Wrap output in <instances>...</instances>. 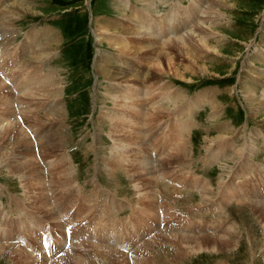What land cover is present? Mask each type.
<instances>
[{"label":"rangeland","instance_id":"rangeland-1","mask_svg":"<svg viewBox=\"0 0 264 264\" xmlns=\"http://www.w3.org/2000/svg\"><path fill=\"white\" fill-rule=\"evenodd\" d=\"M13 1L0 0V80L6 86L0 87V119L19 113L50 205L64 196L62 204L69 206L58 218L67 220L74 252L62 246L51 255L67 254L62 264H124L123 257L127 264H264V215L254 204L264 203V0H25L28 11L7 6ZM207 4L216 7L199 38L213 50L190 42L188 53L171 50V70L164 60L161 70L151 65L145 49L196 26ZM33 52L44 57L28 59ZM210 85L216 89L205 88ZM200 93L205 98L193 103ZM13 133L0 137V264H30L25 260L42 246L40 230L53 242L61 232L49 218L22 208L36 212L38 188L28 187V170L19 169L26 151ZM154 153L162 154L168 178L155 169L148 215L139 160L151 157L155 167ZM176 180L174 190L181 193L175 195L169 187ZM185 181L196 186L184 187ZM154 210L159 217L153 218ZM147 224L173 236L159 240ZM93 231L108 232L94 242L117 248L99 253L103 261L90 249L86 233ZM17 234L26 237V246L15 241ZM79 242H88V249ZM140 246L144 254L135 252ZM117 250L125 254L118 260Z\"/></svg>","mask_w":264,"mask_h":264},{"label":"bare ground","instance_id":"bare-ground-1","mask_svg":"<svg viewBox=\"0 0 264 264\" xmlns=\"http://www.w3.org/2000/svg\"><path fill=\"white\" fill-rule=\"evenodd\" d=\"M24 1L25 0H16V1H13V2H9L8 4H7V6H9L10 8H14V9H17V10H19V11H22V10H25V11H28V9L30 8V7H28L27 5H26V3H24ZM148 1H150V2H152L153 0H148ZM218 1H222V0H218ZM203 3V2H202ZM28 4V3H27ZM6 6V7H7ZM207 6H208V10L206 11V13H203V15H202V18H200V22L199 23H197V25L196 26H194L193 28H191L190 30H186V31H184V32H181V33H179V34H174V33H171V34H168L165 38H164V40L161 42V47L163 46V48L164 49H166L165 51L163 50V48L161 49V47H159L158 49L156 48V47H153V48H151V47H149V48H146L145 50L147 51L146 52V55H145V58L148 60V61H150V64L151 65H156L157 67H159V69L161 70V68H162V65L160 66V60H164L165 61V65H166V67L167 68H169L170 70H171V68H173L172 67V63H171V60H172V52H171V50L173 49V48H179V50L181 51V52H187L188 51V44L190 43V42H194V43H197V45H199L200 47H203L204 48V50L205 51H207V50H209V51H211V50H213V49H211V48H209V46H208V43H206L205 41H203L204 39H200L199 37H200V35L201 34H203L204 32H205V30H207V29H209L210 28V24H212V21H210V24H208V23H206L208 20H206L208 17H209V15H210V11L211 10H213L215 7H216V5L215 6H211V4H207ZM212 7H214V8H212ZM157 9V8H156ZM31 10V9H30ZM209 19V18H208ZM211 20V19H210ZM1 21H2V18H1ZM213 22H214V20H213ZM155 23V22H154ZM170 25H171V22H170ZM99 26V25H98ZM104 26H106V25H104ZM171 27V26H170ZM1 28V27H0ZM172 29H173V27H172ZM174 29H177V27L176 28H174ZM203 29V30H202ZM143 31H146V30H143ZM104 32V31H103ZM103 32H101L100 31V33H101V35L102 34H104ZM199 35V36H198ZM212 35V34H211ZM99 37H101V36H99ZM98 37V38H99ZM204 37H206V36H204ZM207 38V37H206ZM4 39V38H3ZM13 40V39H12ZM100 40V39H99ZM39 48V47H38ZM26 49V46H23V50H25ZM42 49V48H41ZM161 49V50H160ZM10 50V49H9ZM12 50V49H11ZM5 51H7V50H5ZM13 52V51H12ZM29 52V51H28ZM36 52H38V51H35V53ZM214 52V51H213ZM10 53V52H9ZM34 53V52H33ZM34 53V55L35 56H26L28 59H30V58H34L35 57V59H34V61H36V62H38V61H40L43 57H44V55L40 52V53H38V54H35ZM46 53V52H45ZM188 53V52H187ZM10 54H12V53H10ZM9 55V54H8ZM3 58V57H2ZM25 59V58H24ZM23 59V60H24ZM98 61H99V59H98ZM31 62V61H30ZM20 63V62H19ZM24 64V63H23ZM3 65V64H2ZM5 65V64H4ZM18 65V64H17ZM20 65H21V63H20ZM20 65H19V67H20ZM159 65V66H158ZM8 66H10V65H8ZM5 68V67H4ZM156 68V67H155ZM5 69H7V68H5ZM18 69V68H17ZM209 69V68H208ZM166 70V69H165ZM7 71V70H6ZM11 71V70H10ZM9 71V72H10ZM20 73V72H19ZM9 74V73H8ZM13 74V73H12ZM10 76H12L11 74H9ZM148 75V74H147ZM146 75V76H147ZM149 77H150V75H149ZM29 78V77H28ZM24 79V78H23ZM136 79V78H135ZM31 80V79H30ZM144 81V80H143ZM142 81V82H143ZM28 82V81H27ZM141 82V83H142ZM147 83H148V80H147ZM150 83V82H149ZM152 83V82H151ZM154 83V82H153ZM19 83H17L16 85H18ZM21 85V84H20ZM149 85V84H148ZM3 86H5V84L3 83V81H1L0 80V87H3ZM152 86V85H151ZM6 87V86H5ZM18 87V86H17ZM23 86H19L18 88H22ZM24 88V87H23ZM154 88H156L155 86H154ZM4 89V88H3ZM243 89V88H242ZM11 91V90H10ZM244 91V93L245 94H247V89L245 90H243ZM242 91V92H243ZM133 92H134V90H133ZM27 93H29V92H26L25 94H27ZM145 93H146V91H145ZM151 93V92H150ZM24 94V93H23ZM147 94L148 93H146L145 95L147 96ZM154 94V93H153ZM150 95H152V93L150 94ZM117 96V95H116ZM246 96V95H245ZM148 97V96H147ZM118 98V97H117ZM137 98V97H136ZM205 97H203L202 95H201V93H200V95H198V96H196V98L194 99V101H193V103H196V102H198V101H201L202 102V100L204 99ZM248 98V97H247ZM246 98V99H247ZM138 99V98H137ZM7 100V99H6ZM169 100V99H168ZM252 99L250 98V102H249V105L251 106V107H255V105H253L252 104V101H251ZM142 101V100H141ZM138 102V101H137ZM151 102V101H150ZM144 103V102H143ZM176 104V103H175ZM12 107V106H11ZM255 109V111H258V109L257 108H254ZM13 110H14V106H13ZM162 110V109H161ZM11 111H12V108H11ZM14 111H16V109L14 110ZM17 112V111H16ZM135 112V111H134ZM133 112V113H134ZM157 112V111H156ZM154 113H155V110H154ZM158 113H160L159 111H158ZM255 113V112H254ZM19 113H17V115H18ZM212 114H213V112H212ZM16 115V117L14 116V117H9L8 119H0V137H1V135L3 134V135H5V134H7V135H11V133H13V131L14 130H16L17 131V136H15L16 137V139H17V144L18 143H23V147H21V148H23V150L24 151H26V153H24V154H22V157H21V159L22 160H20L19 162H21V164L19 165V169L21 170L22 168H20V166H23V169L25 168L26 170H28V172H26L25 173V175H24V179H25V181H26V184H27V186L28 187H37L38 188V195H37V197H36V199L34 200V198H33V209H35L36 210V212L34 211V210H32L31 209V206H29V205H26V206H24V204H22V208L23 207H25V211H28V212H32V213H34V214H36V215H39V216H41V215H43V217H47V218H49L52 222H55L54 223V225H55V227H56V230L57 231H59V232H61V235H59V236H57V235H55L54 236V245H55V247H56V249H59L58 251H56V253L57 252H60L61 251V247L62 246H64V227L67 225L66 224V222H67V220L66 221H63V220H59V216L58 215H60V213L61 212H64V211H66V208H68L69 206L67 205V206H64L63 204H62V201H65V198H64V196H60L59 197V199H57L55 202H56V207H52L51 205H50V203H49V200L47 199V197H46V191H45V189H44V185H43V188H42V184H44L45 182H43V179H42V177L39 175V173L38 172H41L42 173V167L38 164L39 162H37V157L36 156H34V149H33V146H34V144H33V142L29 139L30 137H29V135L25 132V130L24 129H22L21 127H20V120H19V118H17L18 116ZM23 115V114H22ZM4 116V115H3ZM138 116V113L137 112H135L134 114H133V119H132V122H134L135 121V118ZM131 117V116H130ZM174 118H176V117H174ZM20 124H19V123ZM131 122V123H132ZM177 123V122H176ZM131 124H130V122H129V125L128 126H130ZM176 125V124H175ZM178 125H182V126H185L186 125V123L183 125L182 124V122H181V124H178ZM114 126H115V128H117L118 127V125H117V127H116V124L114 123ZM173 127V126H172ZM114 128V129H115ZM247 128V127H246ZM169 129H171V127L169 128ZM168 129V130H169ZM137 132H138V135L140 136V128H136L135 129ZM135 130L133 129V130H130L131 131V133L130 132H128L127 133V138H125V140H129V142H131V139H132V137H131V134L133 133V131H134V134H136V132H135ZM171 131V130H170ZM39 132V131H38ZM37 132V130L36 131H33V133L35 134V137H37V139H42L43 137H40V135H39V133ZM118 132V131H117ZM15 133V132H14ZM13 133V134H14ZM37 135V136H36ZM41 136H42V134H41ZM12 137V135L10 136V138ZM40 137V138H39ZM142 137V136H141ZM170 137H171V135H170ZM118 138V137H117ZM180 138H182L181 136H180ZM14 139V138H13ZM141 139V138H140ZM215 142V141H214ZM118 143V142H117ZM211 143V142H210ZM44 144V143H43ZM213 144V143H212ZM212 144H210V145H212ZM1 145V144H0ZM3 145V144H2ZM14 145V144H13ZM22 145V144H21ZM17 146V145H16ZM15 146V147H16ZM143 146V145H142ZM20 147V146H19ZM19 147H18V149H19ZM20 148V149H21ZM172 148V147H171ZM173 149V148H172ZM48 150V149H47ZM170 151V150H169ZM173 151V150H172ZM210 153V158H213L214 157V154L212 153V151L211 152H209ZM154 154H156L157 156H155L156 157V160H157V163H156V165H155V167H154V165H152V164H154V162L152 161V159H151V157H145V156H143L140 160H139V169L140 170H142V172L144 173L143 174V177L141 178V176H138V178H140L141 179V190H144L145 188H147V189H145V193L143 194V196H145L146 197V199L145 200H148V201H146L147 202V205H145V206H143L144 208H142L143 209V211H145V213L147 214L148 213V215H150V214H152V212L150 211V207H152L153 205V202H154V198H152V196H151V193H149V191H150V189H152L151 187V185H152V183H155V181H154V178H155V174H154V171H155V169L157 168L158 169V172H159V175L162 177V179H164V180H166L168 177V175L166 176V174L167 173H165V170H164V166L162 167H160V156L162 155V154H157V153H154ZM44 155V154H43ZM160 155V156H159ZM207 155V157H208V155L209 154H206ZM217 155V154H216ZM40 156V158H41V154L39 155ZM151 156V155H150ZM168 156V155H167ZM1 157V156H0ZM162 158H163V156H162ZM165 158L166 157H164L163 159L165 160ZM41 160V159H40ZM153 162V163H152ZM163 162V161H162ZM23 163V164H22ZM18 164V163H17ZM60 164V163H59ZM58 167V166H57ZM17 168H18V166H17ZM108 168H112L110 165H108ZM47 169V168H46ZM111 170H113V168L111 169ZM107 171V170H106ZM161 171V172H160ZM49 172V171H48ZM109 172V174L110 175H113L114 173H112L111 171H108ZM141 172V171H140ZM141 172V173H142ZM38 173V174H37ZM54 173V172H53ZM43 175V174H42ZM58 175H61L62 176V179L61 178H59V180L61 179L63 182L64 181H67L68 180V178H67V176H66V173H64V170H63V168H62V170H58ZM229 175V174H228ZM169 180V179H168ZM185 180V179H184ZM94 181V180H93ZM143 181V182H142ZM173 181V180H172ZM59 182V181H58ZM69 182H70V180H69ZM69 182H67L68 184H70ZM95 182V181H94ZM157 182V181H156ZM182 182H184V181H182ZM186 183L184 184V187H193V186H196V184L194 185L193 184V182H190L189 183V185L187 184V181H185ZM50 183H52V182H50ZM177 183H179V182H177V180H176V182L174 183L173 182V184L174 185H172L171 184V187H169V188H172V192H171V194H175L176 195V193H181V190L180 191H177V190H174V186H175V184H177ZM46 184V183H45ZM61 184H62V182H61ZM68 184L67 185H65L64 187L65 188H67L68 187ZM191 184H193V185H191ZM59 185H60V182H59ZM64 185V184H63ZM165 186H164V189L165 188H167L168 186H170V184L168 183V184H164ZM168 185V186H167ZM154 186V185H153ZM156 186V185H155ZM167 186V187H166ZM63 187V188H64ZM100 186H98V188H99ZM176 187V186H175ZM32 188V189H33ZM155 188V187H154ZM201 188V190L200 191H203V194L205 193L204 191H206L205 190V187L202 189V187H200ZM34 189H36V188H34ZM177 189V188H176ZM184 189V188H183ZM206 189H207V187H206ZM162 190H163V188H162ZM64 191V190H63ZM165 191V190H164ZM188 191V190H187ZM65 192V191H64ZM35 193V192H34ZM165 193V192H164ZM153 194V193H152ZM205 195V194H204ZM170 196H172V195H170ZM169 196V197H170ZM261 196V195H260ZM178 198H179V196H177ZM68 198V197H67ZM70 198V197H69ZM115 198V197H114ZM140 198H142V197H140ZM79 199V198H78ZM143 199V198H142ZM170 199L172 200V201H176L175 200V196H172V197H170ZM263 200V199H262ZM88 201V200H87ZM112 201H114V200H112ZM151 201V202H150ZM156 201V200H155ZM142 202V201H141ZM256 202V201H255ZM16 203H17V201H16ZM70 203V202H69ZM252 203H254V202H252ZM74 204V203H73ZM142 204V203H141ZM254 204H256L257 205V207L259 208V213H263V215H264V203L262 202V203H260V202H257V203H254ZM71 205V204H70ZM99 205V207L102 209V205H101V203H99V204H97V206ZM55 206V205H54ZM71 207H73V206H71ZM154 207H156V206H154ZM153 207V208H154ZM17 208H20V207H17ZM21 208V209H22ZM98 208V207H97ZM256 208V207H255ZM80 209V208H79ZM84 209V208H83ZM86 209V208H85ZM68 210V209H67ZM94 210H96V208L94 209ZM103 210V209H102ZM101 210V211H102ZM105 211V210H104ZM258 211V210H257ZM82 213V212H81ZM100 213V212H99ZM62 214V213H61ZM153 214L154 215H152L153 216V218H154V216L156 215V217H159V216H157V214H156V212H155V210L153 211ZM57 215V216H56ZM61 216V215H60ZM98 216V214H97V211H96V213H95V217H94V219L96 218ZM151 216V217H152ZM262 216V215H261ZM78 218V217H77ZM264 218V217H263ZM56 219L58 220L57 222H56ZM83 219V218H82ZM158 219V218H157ZM49 220V221H50ZM70 220V219H69ZM80 220V219H79ZM100 220H102V219H100ZM96 222V221H95ZM113 222V221H112ZM51 223V222H50ZM63 223V224H62ZM192 223V222H191ZM71 224H73L72 222H71ZM146 224V223H145ZM157 225V226H156ZM70 226V225H69ZM159 225L158 224H147V226H146V228L147 229H149V230H152V231H154V233L156 234V236L159 238V240H162V237H164V236H167L168 238L171 236H173V234H171V233H167V232H165L164 230L162 231V230H160V229H158L159 227H158ZM50 226H49V224L47 223L46 225H45V229H48ZM71 227H73V226H71ZM164 227V226H163ZM69 228V227H68ZM75 228V227H74ZM77 229V228H76ZM164 229V228H163ZM168 229H170V228H168ZM74 230V229H73ZM73 230H72V232H73ZM86 230V229H85ZM148 230V231H149ZM172 230V229H171ZM95 231H93V233H86V236H88V237H91L92 236V240H91V242H92V244H91V242H90V244H91V247H90V249H93V256H95V258H96V260L97 259H100L101 261H103L102 259H104V257L102 258L101 256H98V255H100L99 253H102V252H104V251H106L107 249H110L108 252L109 253H113V251L115 252L116 250L115 249H117V248H115V249H111L110 247H106V246H104L103 244H100V243H98V242H94V237H95V235H98V237H102V235H106V234H108V232H103V233H100V232H96V233H94ZM85 233L83 232V233H81L80 235L78 234L77 236H76V238H78V236L79 237H83V236H85L84 235ZM179 234V233H178ZM72 235V234H71ZM148 235V234H147ZM181 235V234H180ZM186 235V234H185ZM176 236V235H175ZM187 236V235H186ZM167 237H166V239H167ZM179 237V236H178ZM188 237V236H187ZM189 237H191V236H189ZM211 237V236H210ZM210 237H209V239H210ZM174 238V237H173ZM177 238V237H176ZM186 238V237H185ZM192 238V237H191ZM194 238H195V236H194ZM204 238V237H203ZM206 238H208V237H206ZM75 239V238H74ZM145 239V238H144ZM165 239V238H164ZM165 239V240H166ZM198 239H200V237L198 238ZM197 239V240H198ZM208 239V240H209ZM212 239V238H211ZM215 239V238H214ZM219 239H221V238H219ZM218 239V240H219ZM52 240H53V235H52ZM150 240V239H149ZM148 240V241H149ZM155 240V239H154ZM158 240V239H157ZM156 240V241H157ZM216 240V239H215ZM74 241V240H73ZM151 241V240H150ZM174 241V240H173ZM172 241V242H173ZM185 241V240H184ZM188 241V240H187ZM211 241V240H210ZM213 241V240H212ZM40 242V241H39ZM110 242V241H109ZM158 242V241H157ZM171 242V241H170ZM196 242V241H195ZM207 242V241H206ZM224 242V241H223ZM225 242H227V241H225ZM74 243H76V242H74ZM150 243V242H149ZM153 243V242H152ZM217 243H218V241H217ZM71 244V243H70ZM109 244V243H108ZM156 244V243H155ZM76 245H80V246H84V242H79V244H76ZM87 245H88V242H87ZM87 245H85L83 248H87L88 249V247H87ZM140 245V244H139ZM143 245V244H142ZM200 245V244H199ZM3 246V245H2ZM5 246H7V247H9V245H5ZM72 246V247H71ZM71 246H69V248H67V251L65 252V253H68V250L70 249V247H71V252H74L73 251V249H75V246H73V244L71 245ZM89 246V245H88ZM114 246V245H113ZM145 246V245H144ZM207 246V245H206ZM39 247H40V250H39V252L37 253V254H31V255H33L32 257L31 256H29L28 257V259H29V261L28 260H25L26 261V263L27 262H31L30 264H62V260L63 259H65L64 257L67 255H65L63 258H57L56 256H57V254H55V255H51V256H47L45 253H43L44 251H43V246H40L39 245ZM137 247V246H136ZM141 247V246H140ZM140 247H138V248H136L135 250V252H139V254H141V253H143L142 252V247L140 248ZM150 247V246H149ZM19 248V247H18ZM125 248V247H124ZM135 248V247H134ZM63 249H66V248H63ZM18 251V250H17ZM19 251H20V248H19ZM110 251H112V252H110ZM23 252V251H22ZM87 252V251H86ZM135 252H134V256H135ZM21 253V252H20ZM26 253V252H25ZM54 253V252H53ZM64 253V254H65ZM105 253V252H104ZM107 253V252H106ZM106 253H105V256H106ZM108 253V254H109ZM120 255H122V257H123V255L125 256V254H122V253H120V252H118V250H117V255L116 254H114V255H116V258H117V260H118V255L119 254ZM146 253V252H145ZM74 254V253H73ZM127 254V253H126ZM138 254V253H137ZM144 254V253H143ZM30 255V254H29ZM102 255V254H101ZM113 255V256H114ZM6 256V255H5ZM11 256V255H10ZM27 256H28V253H27ZM102 256H104V255H102ZM143 256V255H142ZM12 257V256H11ZM23 257V255L22 254H19V252L17 253V258H18V260L20 259V260H22L21 258ZM91 257V256H90ZM108 257V256H107ZM131 257V256H130ZM133 257V256H132ZM136 257H138V256H136ZM6 258V257H5ZM9 258V257H8ZM92 258H94V257H92ZM142 258V257H141ZM24 259V258H23ZM110 259H111V257H110ZM123 260H124V264H127V261L125 260L126 258L125 257H123L122 258ZM132 259V258H131ZM19 260V261H20ZM16 261V260H15ZM98 261V260H97ZM105 261V260H104ZM23 262V261H22ZM23 263H25V262H23ZM95 262L94 261H91L90 260V264H94ZM97 263V262H96ZM17 264H22V263H17ZM98 264V263H97Z\"/></svg>","mask_w":264,"mask_h":264},{"label":"crops","instance_id":"crops-1","mask_svg":"<svg viewBox=\"0 0 264 264\" xmlns=\"http://www.w3.org/2000/svg\"><path fill=\"white\" fill-rule=\"evenodd\" d=\"M179 1V0H178Z\"/></svg>","mask_w":264,"mask_h":264}]
</instances>
